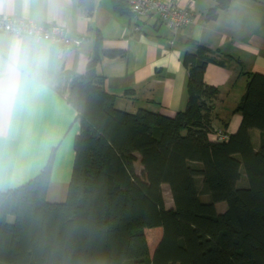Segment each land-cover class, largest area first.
I'll list each match as a JSON object with an SVG mask.
<instances>
[{"label": "trees", "instance_id": "16d2710c", "mask_svg": "<svg viewBox=\"0 0 264 264\" xmlns=\"http://www.w3.org/2000/svg\"><path fill=\"white\" fill-rule=\"evenodd\" d=\"M213 1L207 21L231 2ZM80 3L90 15L94 1ZM111 4L119 14L130 13L127 0ZM100 47L97 33L85 71L70 86L79 131L66 199L46 200L50 159L26 183L0 191V264H264V74L244 72L245 91L234 108L241 115L238 128L213 140L210 114L218 89L206 84L205 68L226 66L231 56L201 44L184 54L187 101L171 117L116 108L97 65L125 53ZM243 175L247 186L238 187ZM163 184L172 208L165 205ZM219 202L226 204L223 212ZM155 227L162 236L151 256L144 230Z\"/></svg>", "mask_w": 264, "mask_h": 264}, {"label": "crops", "instance_id": "0c3cea01", "mask_svg": "<svg viewBox=\"0 0 264 264\" xmlns=\"http://www.w3.org/2000/svg\"><path fill=\"white\" fill-rule=\"evenodd\" d=\"M93 1L94 8L87 15L81 0H0V15L62 22L71 38L69 48L64 49L48 40L20 36L27 39L30 56L15 107L0 113V191L26 183L50 159L46 200L61 203L66 199L79 131L76 110L69 102L70 86L85 71L97 33L100 50L125 53L114 59L102 57L97 71L104 77L106 91L115 97V107L132 113L145 108L172 117L185 108L188 72L182 59L186 52L195 51L196 44L231 56L226 66L209 63L204 80L218 89L210 114L212 128L228 135L238 128L241 115L234 108L245 91L240 87V81L247 78L244 72L264 74L260 0H231L213 21L205 19L213 0H172L180 7L192 1L194 9L192 23L175 31L155 16L135 19L130 13L115 12L111 0ZM248 17L251 20L245 23ZM13 37L0 32V50L6 52ZM172 206L173 202L166 207ZM155 228L160 229L161 238L162 229ZM154 249L150 253L149 248L151 256Z\"/></svg>", "mask_w": 264, "mask_h": 264}, {"label": "built area", "instance_id": "2783aa9c", "mask_svg": "<svg viewBox=\"0 0 264 264\" xmlns=\"http://www.w3.org/2000/svg\"><path fill=\"white\" fill-rule=\"evenodd\" d=\"M127 5L135 19L155 16L172 31L190 25L194 17L192 1L185 7L176 5L172 0H127ZM133 29L138 31L139 25H135ZM0 32L48 40L64 49H68L71 44L67 26L62 22L43 23L22 17L0 15ZM210 134L213 140H224L228 137L224 131L215 128Z\"/></svg>", "mask_w": 264, "mask_h": 264}, {"label": "clouds", "instance_id": "9594fccd", "mask_svg": "<svg viewBox=\"0 0 264 264\" xmlns=\"http://www.w3.org/2000/svg\"><path fill=\"white\" fill-rule=\"evenodd\" d=\"M29 56L28 41L20 36L10 40L6 52L0 50V113L11 112L15 107Z\"/></svg>", "mask_w": 264, "mask_h": 264}, {"label": "rangeland", "instance_id": "374dc122", "mask_svg": "<svg viewBox=\"0 0 264 264\" xmlns=\"http://www.w3.org/2000/svg\"><path fill=\"white\" fill-rule=\"evenodd\" d=\"M258 10H259V14H260L259 20L261 23L260 24L261 28L259 29V31L264 35V0H260V6L258 7ZM249 20H251L250 17H248L247 19L245 18L243 21L246 23ZM246 80H247V78H244L243 81H240V83H241L240 87H241L242 91H244V87H245L244 83L246 82ZM215 129L224 131L221 128H215ZM258 134H259L258 130H256V129L251 130L252 144H253L254 148H256V149L258 148L259 139H260ZM135 167H136L137 172H139L141 170V166L138 162L135 164ZM196 183H197V186L199 187V189L201 190V193H202L201 199L203 201H207L208 195L204 194V192H203L202 180L200 178L199 179L197 178ZM237 186L238 187L247 186V179H246L245 175H243L240 178V180L237 183ZM163 196H164V201H165L166 206L172 205V198H171L169 190L166 187H164V189H163ZM215 206H216V209L218 212H223L226 208V204L224 202L216 203ZM159 230H160L159 228H147V229H145V236H146V240L148 242L149 248H150V253H152V250L155 248L156 244L158 243V241L160 239V237H159L160 231Z\"/></svg>", "mask_w": 264, "mask_h": 264}]
</instances>
